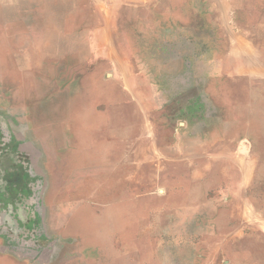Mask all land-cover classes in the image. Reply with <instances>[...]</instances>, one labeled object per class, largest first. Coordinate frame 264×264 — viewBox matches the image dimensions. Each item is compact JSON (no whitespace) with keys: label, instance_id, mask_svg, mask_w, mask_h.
<instances>
[{"label":"crops","instance_id":"1","mask_svg":"<svg viewBox=\"0 0 264 264\" xmlns=\"http://www.w3.org/2000/svg\"><path fill=\"white\" fill-rule=\"evenodd\" d=\"M14 1L20 2L17 6L26 15L37 9L39 13L53 11L61 1L58 8L62 4L67 8L69 1L74 0H39L37 8L29 0ZM100 1L99 9L115 10L114 17L120 19L118 26H134L138 38L143 33L165 36L172 27H178L181 32L194 35L198 49L203 48L202 41L199 44L201 35H206L215 60H218L219 43L226 44V73L219 70L218 63L215 65L213 81L217 98H235L239 95L235 93L239 90L235 85L247 80L241 75H252L255 60L251 58L248 65L251 69L244 65L237 73L241 74L240 78H233L235 59L247 54L249 38L245 36L254 27L264 30V0ZM69 18L61 22V27ZM66 32H71L70 28ZM110 34L107 24L98 28L93 40L87 42V49L114 48L117 42L110 39ZM120 34H124L123 30ZM117 47L129 48L121 43ZM229 61L233 62L230 66ZM120 71L124 73L123 85L116 81L110 85L94 74L88 75L87 95L92 100L110 99L114 108L120 100L132 95L130 103L136 104L138 97L130 87L132 76L125 75L123 65ZM73 105L65 114L76 115L81 127L85 115L88 123L98 122L96 112L91 109L85 112L77 102ZM67 115L63 127L69 131L72 124L68 118L71 116ZM228 115V127L212 131L209 151L191 155L189 171L186 166L182 174L180 170V173L172 171L170 154H158L155 159V154L134 152L133 145L131 151L127 150L123 140L115 144L114 154L108 153L106 145L93 139L96 129L89 137L80 131L76 139L67 137L66 146H59L56 121L51 126L57 129L49 128L50 138L44 131L50 123L34 124L28 127L31 134H27L26 124L16 131L11 121L0 122V264H40L36 260L41 254L33 247L42 239L37 234L34 239H27V231L38 225L36 210L43 209L42 195L59 193L68 199L67 206L62 208L71 211L70 223L63 224L68 235L73 236L75 242L71 244L85 247L79 253L69 252L73 264H264V205L247 196L252 192L254 179V169L249 163L258 160L252 156L258 144L250 135L239 133L237 137L235 122L229 124ZM118 124L121 132L122 110L114 125ZM238 130L243 132L244 128ZM112 175L115 197L108 201L104 185ZM184 194L186 200L180 201L182 213L175 216L171 212V195L183 198ZM38 217H41L39 213ZM76 221V230L70 229L69 225ZM247 226L262 228V232L249 233L245 231ZM171 236L179 243L175 248L171 246Z\"/></svg>","mask_w":264,"mask_h":264},{"label":"rangeland","instance_id":"2","mask_svg":"<svg viewBox=\"0 0 264 264\" xmlns=\"http://www.w3.org/2000/svg\"><path fill=\"white\" fill-rule=\"evenodd\" d=\"M39 2L29 0L35 8L39 7ZM69 2L67 8L64 4L58 8L61 1L53 11L39 13L37 9L24 15L17 6L20 2L0 0V122L11 121L16 131L21 124H26L27 134H31L28 127L34 124L50 123L47 129L44 128L46 137L50 138V129H57L51 123L56 121L59 146H66L64 140L67 137L76 139L80 131L88 133L89 137L96 129L93 139L106 145L108 153L114 154L115 144L123 140L127 150L131 151L133 145L134 152L155 154V159L158 154H170L172 171L180 173V170L182 174L186 166L189 171L191 155L209 151L212 131L228 127L229 114V124L235 122L236 136L239 137V133L240 136L250 135L258 144L254 147L257 152L252 154L258 160L249 163L254 169V179L252 192L247 196L264 205V30L254 27L252 33L245 36L249 38L245 48L247 54L235 59L233 78H240L238 70L248 66L251 58L255 60L252 75H241L247 80L235 85V89H239L235 93L239 95L217 98L213 81L215 65L218 63L219 70L226 73V44L219 43L218 60H215L206 35H201L199 44L202 41L203 48L198 49L195 48L194 35L181 32L178 27H172L165 36L143 33L138 38L134 26L125 25L121 27L124 34H120L122 30L117 24L120 19L114 17L115 10L99 9L100 0ZM68 16H71L70 21L61 27V22ZM106 24L111 30L110 39L117 42L115 47L103 51L87 49V42L93 40L95 31ZM67 27L71 32H66ZM120 43L129 48L119 49L117 44ZM242 59L245 62L242 63ZM232 63L229 61V66ZM121 65L125 75L130 73L132 76L130 87L138 102L132 105L130 101L134 97L131 95L120 100L118 107L114 108L108 98V101L105 97L92 100L87 95L89 82L86 77L94 74L110 85L115 81L123 85ZM229 85L234 89L233 83L229 82ZM73 102L79 103L85 112L90 109L96 112L98 122L88 123L85 115V124L81 127L76 115L65 114L67 108H73ZM121 110L123 125L120 132L117 128L120 125L114 124ZM66 115L71 116L68 117L72 124L69 131L63 127ZM241 128H244L243 132L238 130ZM241 147L245 149L244 145ZM108 178L104 186L110 201L115 197V178L114 175ZM171 196V212L180 216L181 203L186 196ZM216 196L208 195L209 198ZM42 197L43 209L36 210L38 225L33 231V227L27 231V239H34L35 234L42 239L35 246L29 244L41 254L36 261L40 264H73L68 258L69 252L79 253V249L82 251L85 247L82 248L79 241L80 247L73 245V236L68 235L63 227L71 220V211L62 208L68 204L67 195L43 194ZM77 222H71L69 228L76 230ZM246 228L249 233L262 232L259 227ZM174 237L171 236L172 248L179 244Z\"/></svg>","mask_w":264,"mask_h":264},{"label":"bare ground","instance_id":"3","mask_svg":"<svg viewBox=\"0 0 264 264\" xmlns=\"http://www.w3.org/2000/svg\"><path fill=\"white\" fill-rule=\"evenodd\" d=\"M129 89V88H128Z\"/></svg>","mask_w":264,"mask_h":264}]
</instances>
